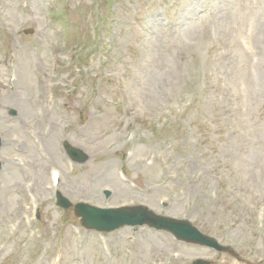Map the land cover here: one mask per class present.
Masks as SVG:
<instances>
[{"label":"rangeland","instance_id":"1","mask_svg":"<svg viewBox=\"0 0 264 264\" xmlns=\"http://www.w3.org/2000/svg\"><path fill=\"white\" fill-rule=\"evenodd\" d=\"M0 133V264L264 263V0H0ZM54 169L73 205L184 217L238 258L88 230Z\"/></svg>","mask_w":264,"mask_h":264},{"label":"water","instance_id":"2","mask_svg":"<svg viewBox=\"0 0 264 264\" xmlns=\"http://www.w3.org/2000/svg\"><path fill=\"white\" fill-rule=\"evenodd\" d=\"M68 151L73 157L80 161H85L87 159L84 153L70 146H68ZM58 204L64 208H69L71 206V203L62 197L59 199ZM75 212L78 216L82 217V224L90 229L112 231L124 225L149 224L157 229L168 230L182 240L200 243L213 247L219 251H229L233 253L229 247L220 245L216 239L201 234L190 222L155 215L146 207L103 210L88 204H78L75 207ZM197 264L208 263L201 261Z\"/></svg>","mask_w":264,"mask_h":264},{"label":"bare ground","instance_id":"3","mask_svg":"<svg viewBox=\"0 0 264 264\" xmlns=\"http://www.w3.org/2000/svg\"><path fill=\"white\" fill-rule=\"evenodd\" d=\"M26 167H27V165H26Z\"/></svg>","mask_w":264,"mask_h":264}]
</instances>
